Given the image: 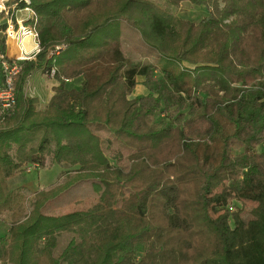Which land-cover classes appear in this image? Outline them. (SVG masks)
<instances>
[{
  "label": "trees",
  "instance_id": "16d2710c",
  "mask_svg": "<svg viewBox=\"0 0 264 264\" xmlns=\"http://www.w3.org/2000/svg\"><path fill=\"white\" fill-rule=\"evenodd\" d=\"M28 2L40 51L0 114V264H264V0ZM122 21L154 63L125 55ZM35 71L54 83L43 107L24 91ZM47 159L70 177L31 199L8 187ZM83 181L97 203L43 214Z\"/></svg>",
  "mask_w": 264,
  "mask_h": 264
},
{
  "label": "rangeland",
  "instance_id": "374dc122",
  "mask_svg": "<svg viewBox=\"0 0 264 264\" xmlns=\"http://www.w3.org/2000/svg\"><path fill=\"white\" fill-rule=\"evenodd\" d=\"M178 15L183 19L198 22L203 16H205L204 9L194 7L188 3H182ZM122 24V50L125 55L134 63L146 64L154 63L156 61V54L151 52L140 40L137 32L125 21ZM1 38V36H0ZM138 85L134 92L130 95V98H134L138 95L145 94V90L141 85V78H138ZM52 80L45 78L39 71L32 73L28 82V89L32 91H40L47 85H50ZM28 94L33 95L31 91H27ZM26 95V94H25ZM263 147H259L258 151H261ZM117 151V149H114ZM125 156L127 152L120 150ZM68 169H64L61 166L53 164L50 159L46 160L45 166L41 169H31L30 173L22 172L15 176L14 179L9 181V184H15L18 182L20 185H25V194L28 199H31L33 194L41 189H49L62 184L67 177L64 173H67ZM72 175V173H70ZM10 180V179H9ZM93 181H83L72 186L70 189L63 192L55 200L50 201L42 210L43 214L48 216H59L75 211H84L93 206L98 201L99 195L93 191ZM8 185V184H7ZM234 207H241V218L243 221H248L252 217L250 210L255 204L250 202L233 203ZM9 216L5 215L0 217V237L7 234L9 227ZM68 241V236H63L59 240L57 251H61Z\"/></svg>",
  "mask_w": 264,
  "mask_h": 264
},
{
  "label": "built area",
  "instance_id": "2783aa9c",
  "mask_svg": "<svg viewBox=\"0 0 264 264\" xmlns=\"http://www.w3.org/2000/svg\"><path fill=\"white\" fill-rule=\"evenodd\" d=\"M19 0H0V36L4 38L6 51L0 53V114L12 110L16 104L15 81L20 74L21 61H36L39 53L37 33L35 30V16L27 4L19 8ZM53 71L48 77L52 78ZM35 166L25 168V173H30Z\"/></svg>",
  "mask_w": 264,
  "mask_h": 264
},
{
  "label": "crops",
  "instance_id": "0c3cea01",
  "mask_svg": "<svg viewBox=\"0 0 264 264\" xmlns=\"http://www.w3.org/2000/svg\"><path fill=\"white\" fill-rule=\"evenodd\" d=\"M31 77V76H30ZM29 77V78H30ZM28 82H29V79L27 81V84L25 86V94L26 96H30V97H36L39 101V106L40 107H43L45 106V104L47 103V101L49 100L50 96H51V87L52 85L54 84L53 82L50 84V85H47L46 87H44L42 90L40 91H32V90H29L27 87H28ZM27 91H31L33 93V95L31 94H28ZM59 166V165H58ZM15 177L11 178L10 180L7 181V184H8V187L10 189H16V188H19V187H26L25 185H20L18 182H16L15 184H9L12 179H14Z\"/></svg>",
  "mask_w": 264,
  "mask_h": 264
}]
</instances>
